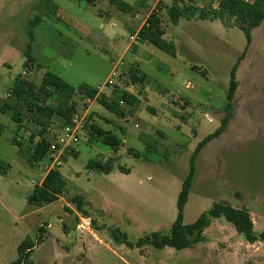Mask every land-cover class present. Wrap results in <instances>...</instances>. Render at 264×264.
<instances>
[{
	"label": "rangeland",
	"instance_id": "rangeland-1",
	"mask_svg": "<svg viewBox=\"0 0 264 264\" xmlns=\"http://www.w3.org/2000/svg\"><path fill=\"white\" fill-rule=\"evenodd\" d=\"M175 1L210 5V0H123L131 11H122L108 0L94 7L76 0H0V106L15 102L9 96L18 78L41 96L47 72L75 89L86 85L97 92L116 71L121 87L104 96L124 113L117 116L97 101L89 105L76 92L78 113L91 116L123 145L113 151L87 130L78 156L69 155L60 169L67 194L36 208L28 199L46 174L41 161L30 159L35 145L30 138L40 130L25 104L21 126L0 112V264L16 262L22 242H35L45 225L31 264H264V244H249L223 219L192 249L136 247L146 235L170 233L191 158L225 118L227 129L196 160L183 222L190 225L223 202L248 210L255 231L264 230V23L249 43L238 27L220 21L173 24L169 11ZM153 13L162 20L164 38L175 45V57L131 40ZM239 61L238 89L230 102ZM131 71L146 75L144 84H133ZM129 94L137 98L134 105L126 103ZM45 106L55 108L57 98ZM48 122L52 138L62 125L56 116ZM110 159L115 166L110 174L87 167L91 160ZM77 196L83 197L85 213L72 202ZM117 230L126 241L119 242Z\"/></svg>",
	"mask_w": 264,
	"mask_h": 264
},
{
	"label": "trees",
	"instance_id": "trees-1",
	"mask_svg": "<svg viewBox=\"0 0 264 264\" xmlns=\"http://www.w3.org/2000/svg\"><path fill=\"white\" fill-rule=\"evenodd\" d=\"M79 2H85L89 6H96L98 1L101 0H76ZM111 5L117 6L122 11H131V8L123 2V0H108ZM169 17L173 24H178L181 19L187 20H208V21H220L227 26L238 27L246 36L249 43L252 40V32L259 28L264 23V0H210V5L207 7H199L194 4H184L183 6L175 1L171 10L169 11ZM40 23V18L35 19L34 25ZM139 39L145 41L150 45L158 48L161 51L175 57L177 50L172 42L167 41L165 31L162 26V20L158 14L153 13L146 24L139 31ZM243 57L241 58V60ZM240 61L234 67L232 72V81L229 92V101H233L236 91L238 89V83L236 81V73L239 67ZM133 84H144L146 75L138 77V73L131 71V77ZM40 95H35L32 84L18 78L13 87L12 95L10 99L15 100L13 104L5 102L0 106V112L4 115L12 117L13 121L20 126L24 123V116L22 114L21 105L25 104L28 108V113L31 114L33 123H36L40 132L33 134L30 141L34 145L33 155L31 161L36 163L44 160L48 153L52 142L54 141V135L49 138L46 134L49 129V122L54 116L58 117L61 121V128L69 126L72 117L78 113L77 104L74 102V97L78 91L83 97L95 98L97 92L90 89L86 85L79 86L77 89L73 88L67 81L58 75L47 72L42 80L40 87ZM47 99L57 98L58 106L55 108L45 106ZM137 101L132 95H128L126 103L134 105ZM97 102L103 106L109 112L117 115L124 116L123 111L119 103L112 99H107L102 95ZM87 130L91 137H97L102 139V144L109 147L113 151H119L123 145V141L120 137L112 132H106L100 126L92 121V117L88 118ZM229 119L225 118L222 123V127L214 135L207 137L197 147L191 158L190 173L183 184L182 191L178 200V218L172 226L170 233L164 235L161 232H154L146 235L139 240L136 247H142L143 245H151L157 250H164L166 248L174 249L176 251H183L192 249L195 246L205 242V232L211 227L214 221L223 219L227 223L233 226L235 231L243 236V238L251 245L257 243L264 244V230L260 233L255 231L254 222L251 217V213L246 209H237L228 203H216L207 212L203 213L194 223L185 225L183 222L185 207L188 203L192 184L196 174V160L202 150L215 138L219 137L228 127ZM40 138L36 143L35 140ZM71 155L78 156V152H74ZM88 169L91 171H97L99 173L110 174L114 171V161L108 160L106 163H101L96 160H91L88 165ZM124 172L128 170L121 169ZM67 194V183L60 172L52 171L46 176L40 185H37L28 199L29 205L36 208H43L44 206L51 205L63 196ZM72 202L76 205L77 210L80 213L84 212L85 202L82 196L72 198ZM47 225L41 226L38 230V237L35 242L30 239H26L22 242L18 249V260L13 264H31V257L35 250L44 242ZM115 237L119 242L126 241V234L115 231Z\"/></svg>",
	"mask_w": 264,
	"mask_h": 264
},
{
	"label": "built area",
	"instance_id": "built-area-1",
	"mask_svg": "<svg viewBox=\"0 0 264 264\" xmlns=\"http://www.w3.org/2000/svg\"><path fill=\"white\" fill-rule=\"evenodd\" d=\"M131 40H139V36L131 37ZM119 80V74L116 71L112 72L104 86L97 90L95 98H87V104L95 103L107 90L121 87ZM88 123L87 114L76 113L69 126L62 128L59 133L53 132L54 141L47 157L41 161L46 176L52 171L60 170L65 165L68 156L79 151L82 135L87 131Z\"/></svg>",
	"mask_w": 264,
	"mask_h": 264
}]
</instances>
